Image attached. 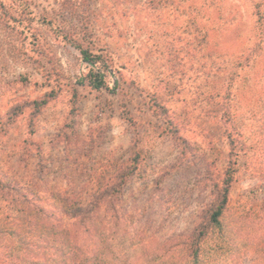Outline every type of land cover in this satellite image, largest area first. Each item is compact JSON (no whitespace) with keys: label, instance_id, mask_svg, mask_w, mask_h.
Here are the masks:
<instances>
[{"label":"rangeland","instance_id":"1","mask_svg":"<svg viewBox=\"0 0 264 264\" xmlns=\"http://www.w3.org/2000/svg\"><path fill=\"white\" fill-rule=\"evenodd\" d=\"M30 1L37 15L66 26L65 31L78 32L89 23L94 47L115 55L117 70L108 81L119 86L114 93L78 86L79 116L69 127L72 86L89 66L54 28L37 20L34 25L54 60V68L39 70L26 53L18 56L28 40L17 31L7 33L0 17V177L9 187L0 189V203H9L0 213H17L5 199L22 191L41 206L50 204L58 188L87 195L101 169L113 171L126 161L136 135L144 161L122 198L127 228L162 241L189 235L209 201V183L203 179L207 161L223 170L229 159L218 113L222 100L210 95L226 90L228 73L240 62L249 64L233 84V104L240 108L249 141L259 140L257 128L264 130V0H170L155 9L149 0ZM52 87L58 97L33 122L30 109L7 123L15 104L39 98ZM168 89L170 113L185 122L186 150L178 147L161 110L153 107L152 97ZM123 105L138 127L121 118ZM250 161H243L231 206L260 214L264 191L255 188L263 181ZM248 252L236 264H254L255 251Z\"/></svg>","mask_w":264,"mask_h":264},{"label":"trees","instance_id":"2","mask_svg":"<svg viewBox=\"0 0 264 264\" xmlns=\"http://www.w3.org/2000/svg\"><path fill=\"white\" fill-rule=\"evenodd\" d=\"M169 1L149 0L148 5L155 9ZM258 12L262 18L260 8ZM0 14L7 33L17 31L24 37V42L28 40L18 49V56L26 53L39 70H46L50 65L54 68V60L45 45L43 33L34 25L37 20L54 28L57 36L77 49L89 66V70L72 86L69 127L77 123L79 116L81 97L78 86H89L93 91H118V82L111 87L108 81V76L116 69L115 55L104 48L94 47L95 35L89 23L81 25L78 32L74 28L65 31L66 26H58L47 16L37 15L30 0H0ZM258 50L261 52V47ZM249 59L251 55L245 61ZM248 64L240 62L236 65V71L228 73L226 90L210 95L212 99L220 97L222 100L218 113L228 141L229 159L223 170L207 161L203 179L209 183V201L189 235L162 241L151 235L131 233L127 228L128 215L122 198L128 182L144 161L135 135L126 161L113 171L101 169L94 180L93 190L87 195L84 191L58 188V194L52 193L50 204L46 206L38 205L37 199L32 201L29 192L25 191L5 199L17 213H0V264H231L232 261L236 264L249 254L251 248L255 251L253 263L264 264V213L234 211L231 206L232 191L247 158L251 160L250 165L253 164L249 167L259 173L263 181L255 190L264 191V130L257 128L254 133L259 140L255 143L249 141L240 108L232 99L235 96L233 84L239 78L240 69L244 70ZM48 76L52 78L54 72ZM170 90L155 94L153 107L161 110L159 114L166 119L169 134L180 149L186 150L190 145L182 134L185 122L180 116H173L167 106ZM57 97L58 91L53 88L39 98L15 104L7 123L13 124L30 109L33 122ZM120 116L131 126L138 127L137 119L125 105ZM261 119L264 123V116ZM186 154L187 151L181 154L183 159ZM7 184L0 177V189L9 188ZM8 205L0 203V210Z\"/></svg>","mask_w":264,"mask_h":264}]
</instances>
